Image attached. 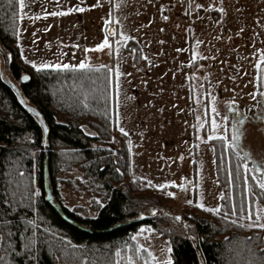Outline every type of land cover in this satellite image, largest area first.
<instances>
[{"label":"rangeland","instance_id":"obj_1","mask_svg":"<svg viewBox=\"0 0 264 264\" xmlns=\"http://www.w3.org/2000/svg\"><path fill=\"white\" fill-rule=\"evenodd\" d=\"M84 1L70 0L62 6L61 18L69 17L72 21L70 24L62 20V32L71 27L79 37L76 44L81 48L77 52L71 49L69 57L107 67L113 73L115 127L104 146L115 151L119 135L128 137L130 175L126 182L143 177L141 180L146 185L152 182V189H161L155 187L160 184L176 188L173 202L168 204L176 215L192 204L205 212L220 207L222 193L215 178L213 144L222 141L228 146L218 138L219 133L213 139L208 138L213 135L212 119L220 123L221 132L224 125L228 126L230 139L233 116L228 114V108L235 109L250 119L242 128L243 148L250 154L264 149V131L260 121L254 119L261 104L259 93L264 89V61L260 60L264 55V0ZM79 8L84 11H78ZM24 26L22 23L21 27ZM111 28L115 35L109 38L107 31ZM105 38L108 47L97 49ZM6 58L8 61V54ZM0 71L6 80L19 87L20 82L4 69L1 55ZM212 107L219 115L211 111ZM223 116L229 120H222ZM228 148L237 154L236 149ZM239 157L243 155L240 153ZM241 167L243 174L259 176L251 170L250 162L249 171H245L242 159ZM15 172L16 168H12L7 176L9 197L21 208L31 206L30 201L34 204L36 197L35 184L28 176ZM55 181L65 207L87 217L94 216L102 203L103 191L80 157L61 149ZM189 200L191 204L187 203ZM200 204L205 207L201 208ZM258 207L264 209L263 204L254 200V213ZM261 216L264 218V211ZM36 220L34 217L31 221L30 240L34 244L39 229ZM166 227V224L160 226L163 230ZM10 230L0 224V264H9L14 249L15 232L11 230V234ZM133 236V253L128 247L118 246L121 256L117 257L115 246L91 248L80 254V264H89L96 258L104 263L107 256L111 259L107 264L117 261L128 264L129 256L134 264L145 261L153 264L149 251L159 260L165 258L162 250L170 244L169 240L153 228L141 227ZM52 238L50 235L44 238L51 248L62 247ZM138 245L144 246L139 252Z\"/></svg>","mask_w":264,"mask_h":264},{"label":"trees","instance_id":"obj_2","mask_svg":"<svg viewBox=\"0 0 264 264\" xmlns=\"http://www.w3.org/2000/svg\"><path fill=\"white\" fill-rule=\"evenodd\" d=\"M18 18V0H0V48L9 56L7 70L20 82L23 99L21 103L0 71V224L15 232L9 264H80V254L109 245L128 247L133 253L131 236L141 227L153 228L169 240L174 264H249L254 259L250 249L257 256L264 253L263 230L247 226L255 221L254 200L264 205V195L252 175L243 174L233 150L222 141L213 144L215 178L222 193L219 212H205L192 204L176 215L168 207L173 197L167 195L176 188L152 189L141 179L126 182L130 175L126 135H119L115 151L104 146L115 127L112 71L33 69L18 49ZM23 75L30 77L26 83L21 82ZM26 106L39 114L41 122ZM61 149L80 157L102 187L103 200L93 217L62 204L55 181ZM12 168L34 182L33 207L21 208L9 197L7 176ZM249 206L252 220L247 219ZM34 217L38 236L25 249L32 239ZM49 235L62 247L51 248L44 239ZM194 236L200 239L194 241ZM105 261L96 258L89 264L111 263L109 256Z\"/></svg>","mask_w":264,"mask_h":264},{"label":"crops","instance_id":"obj_3","mask_svg":"<svg viewBox=\"0 0 264 264\" xmlns=\"http://www.w3.org/2000/svg\"><path fill=\"white\" fill-rule=\"evenodd\" d=\"M69 1L24 0V8L21 9L19 6L18 26L20 27L17 32V45L23 61L31 67L32 64L28 61L49 65H76L81 62L76 58L69 57L72 54L69 52L71 49L77 52L81 48H78L79 45L76 44V37H79L73 34L71 27L67 32H62V20L64 22L68 21L70 24L72 21L69 20V17L61 18L62 15H51L53 12H61L62 6L70 3ZM22 23L23 26L26 23L30 26L22 28ZM91 68H96V66ZM45 69L56 70L57 68L48 67Z\"/></svg>","mask_w":264,"mask_h":264},{"label":"snow or ice","instance_id":"obj_4","mask_svg":"<svg viewBox=\"0 0 264 264\" xmlns=\"http://www.w3.org/2000/svg\"><path fill=\"white\" fill-rule=\"evenodd\" d=\"M19 2V6L21 9L24 8V0H18ZM78 11H84L83 8H79L77 9ZM221 11H223V9H220ZM72 11V8H69L68 9V12H71ZM64 13H61V12H53L51 13V15L53 16H56V15H62ZM165 19H167V17H164ZM124 39H127V37H123ZM109 41L107 38H105V40L103 41L102 44L100 45H97L96 48L99 49V48H103L104 46L108 45ZM87 51V49H86ZM260 60L264 61V55H262L260 57ZM29 63L32 64V67L34 69H36L37 71H40V70H43L45 68H48V67H53V68H57V69H86V68H91L92 65L91 64H86L84 61H81L79 64H76V65H69V64H54V65H49V64H46V63H41V64H37L36 62L34 61H28ZM260 66V62L258 61L257 62V67ZM101 67H104V66H101ZM109 71H111V69H109ZM117 75H119V73H117ZM22 80H25L27 81L28 79H30V77L28 75H23L21 77ZM117 87H118V84H117ZM261 96H264V92H260L259 93ZM255 98V97H253ZM23 102V101H22ZM235 102L233 101L232 104H234ZM32 109H30L31 111ZM211 111L217 115H219L217 109L215 107H212ZM222 120L224 121H227L229 120V117L228 116H223L221 118ZM244 123V120L243 119H240V118H233V122L231 124V138L229 139L228 135H227V128L228 126L227 125H224L223 128H224V131L221 132L220 131V128H221V125L220 123L215 119L213 118L212 119V122H211V130H212V133L213 135H210L208 138L209 139H213L214 136L219 133V136L218 138L220 139H223L224 142H225V145L228 146V147H231L233 149H238L239 148V145L237 144V141H239L241 139L242 136H244V131L243 129L241 128V125ZM120 131L121 133H124V129L121 127L120 128ZM237 156H240V152L237 151ZM241 159L244 161V169L245 171H249V168H248V160L251 159L250 157V153L248 152H244L243 154V157H241ZM252 164H253V168L251 169L252 171H255V172H258L260 173V175L258 177H253V179L256 180V183L257 185L259 186V188L261 190H264V159H261V161L259 162V164L253 160L252 161ZM239 168V165L237 166ZM117 172H119V169H117ZM237 178H239V172H237ZM141 179H144L143 177ZM172 183H175V182H172ZM149 186H152V182L149 181L148 182ZM155 187H158V188H165L166 185L165 184H160V185H155ZM179 187L183 188L184 186L183 185H179ZM167 195L169 196H175V193L173 192H168ZM262 195H264V191H262ZM187 203L191 204L192 201H187ZM102 206V205H101ZM201 208L205 207L204 204H200L199 205ZM244 204L242 203L241 205V208H240V211L243 212L244 211ZM153 213L156 211L155 209L152 210ZM208 211H212V212H219V207H217L216 209H208ZM264 211V209H261V208H257L256 209V212H255V221H253V223L251 224H248L247 226L248 227H258V228H261V229H264V222H259L261 221L262 219V216H261V212ZM235 212V210H234ZM233 212V214H234ZM227 218V217H225ZM176 220H180L181 217L177 216L175 217ZM247 219L248 220H252L253 219V212L251 210V207L249 206V210H248V214H247ZM194 241L197 240V239H200L199 237H191ZM133 240L136 239L135 236L132 237ZM31 243H34V241H31ZM30 244H26L25 245V249H29L30 248ZM144 246L143 245H138L137 246V249L136 251L139 252ZM166 253L165 255V258L163 260H159L156 256H154L152 254L151 251L148 252V256L151 258L153 264H174L173 262V256H172V252H173V248L170 244H166L165 246V249L162 250ZM251 255L254 257V259H252L251 261H249V264H264V253H261L260 256H257L255 252H252V250L250 249L249 250ZM116 256L117 257H120L121 256V250L119 248L116 249ZM117 264H119V261H117ZM128 264H134V260L131 256L128 257ZM145 264H147V261H145Z\"/></svg>","mask_w":264,"mask_h":264},{"label":"flooded vegetation","instance_id":"obj_5","mask_svg":"<svg viewBox=\"0 0 264 264\" xmlns=\"http://www.w3.org/2000/svg\"><path fill=\"white\" fill-rule=\"evenodd\" d=\"M228 114L233 116V118H239V114L238 112L229 107L228 108ZM254 119L256 121H260V124L262 125V130L264 131V103L262 102V98H261V104L259 106V109L257 110L256 114L254 115ZM244 120V123L241 125V128L244 127V125L246 124V122H248V120H250L249 118L243 116L242 118ZM243 138L241 137V139L239 141H237V144L239 145V148L236 149V151H239L242 155L244 154V152H248L246 149L243 148ZM249 153V152H248ZM251 159L248 160V162H250L252 164V161L255 160L258 164L261 161V159H264V149L260 150L257 149L253 152V154H250ZM253 167V164H252ZM255 173V172H254ZM258 175H260V173L256 172Z\"/></svg>","mask_w":264,"mask_h":264},{"label":"water","instance_id":"obj_6","mask_svg":"<svg viewBox=\"0 0 264 264\" xmlns=\"http://www.w3.org/2000/svg\"><path fill=\"white\" fill-rule=\"evenodd\" d=\"M115 35V30L113 28L109 29L107 31V36L109 38H112L113 36ZM0 55L3 59V65H4V69L7 70V58H6V54L5 52L0 48ZM28 81V80H27ZM27 81L25 80H22L21 79V82L22 83H26ZM8 85L10 86V88H12L17 96V98L20 100L21 103H23V99L21 97V94L19 92V89L18 87H16L12 82H8ZM263 92H264V89H263ZM262 102L264 103V96H262ZM29 110L31 109L30 107L26 106ZM31 112L33 113L34 116H36L38 118V120L41 122V119L39 117V114L35 111V110H31ZM239 114V118L242 119L243 118V115H241L240 113ZM42 128H43V131H44V135L46 133V128H45V125L42 123ZM255 172V171H254ZM255 175H258L256 172H255Z\"/></svg>","mask_w":264,"mask_h":264}]
</instances>
